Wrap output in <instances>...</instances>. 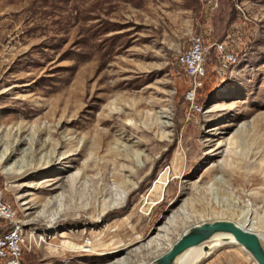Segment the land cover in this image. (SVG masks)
I'll list each match as a JSON object with an SVG mask.
<instances>
[{
    "label": "rangeland",
    "instance_id": "rangeland-1",
    "mask_svg": "<svg viewBox=\"0 0 264 264\" xmlns=\"http://www.w3.org/2000/svg\"><path fill=\"white\" fill-rule=\"evenodd\" d=\"M195 35L236 61L211 51L193 98ZM0 178L24 264H152L218 220L263 237L264 0H0Z\"/></svg>",
    "mask_w": 264,
    "mask_h": 264
},
{
    "label": "built area",
    "instance_id": "built-area-1",
    "mask_svg": "<svg viewBox=\"0 0 264 264\" xmlns=\"http://www.w3.org/2000/svg\"><path fill=\"white\" fill-rule=\"evenodd\" d=\"M211 51L216 54L219 62L218 72L221 74H224L236 61L234 52L224 43L207 44L200 35L192 37L187 50L178 55L176 62L188 77V96L194 98L202 87L205 62ZM6 190L7 187L0 178V221L3 223L0 232V264H24L23 255L29 237L15 208L5 199Z\"/></svg>",
    "mask_w": 264,
    "mask_h": 264
},
{
    "label": "water",
    "instance_id": "water-1",
    "mask_svg": "<svg viewBox=\"0 0 264 264\" xmlns=\"http://www.w3.org/2000/svg\"><path fill=\"white\" fill-rule=\"evenodd\" d=\"M216 234H228L256 264H264V247L260 237L228 221L195 224L183 231L168 249L152 260V264H175L176 259L187 250L198 247ZM203 250L208 247L203 245Z\"/></svg>",
    "mask_w": 264,
    "mask_h": 264
},
{
    "label": "bare ground",
    "instance_id": "bare-ground-1",
    "mask_svg": "<svg viewBox=\"0 0 264 264\" xmlns=\"http://www.w3.org/2000/svg\"><path fill=\"white\" fill-rule=\"evenodd\" d=\"M7 169L10 170V171H14V166L11 165ZM122 203H123V199H121L120 202H118L114 206L115 207L120 206V205H122ZM109 209H113V208L109 207ZM29 210H31V208H29ZM218 221H225V220H218ZM228 222H231V223L239 226L240 228H242L244 230L251 231V230L246 229V227H245V225H246L245 223H247V221H245V223H243V224L234 223L232 221H228ZM249 222H251V221H249ZM251 232H253V231H251ZM253 233H255V232H253ZM255 234H257V233H255ZM258 236L260 237L261 243H262V245L264 247V236L263 237L260 236V235H258ZM161 242L158 244L160 248L162 247V243ZM232 244L233 245H238V244H236L234 242L232 237L229 236L228 234H216V235H213L210 238V240H208L204 244H202V245H200L198 247H193V248L187 250L186 252H184L183 254H181L176 259L175 264H189V263L190 264H197L198 262H200L202 260V258H204L206 255L210 254L213 250H216L217 248H220V247L225 246V245H232ZM203 245H206L208 247L207 251L203 250ZM169 246H171V245H168V247ZM122 261H124V260H121V261L118 260L117 263H121Z\"/></svg>",
    "mask_w": 264,
    "mask_h": 264
},
{
    "label": "trees",
    "instance_id": "trees-1",
    "mask_svg": "<svg viewBox=\"0 0 264 264\" xmlns=\"http://www.w3.org/2000/svg\"><path fill=\"white\" fill-rule=\"evenodd\" d=\"M184 71V70H183ZM184 74L186 75V73H185V71H184ZM187 77V76H186ZM187 79H188V77H187ZM24 256V255H23Z\"/></svg>",
    "mask_w": 264,
    "mask_h": 264
},
{
    "label": "crops",
    "instance_id": "crops-1",
    "mask_svg": "<svg viewBox=\"0 0 264 264\" xmlns=\"http://www.w3.org/2000/svg\"><path fill=\"white\" fill-rule=\"evenodd\" d=\"M203 259V258H202Z\"/></svg>",
    "mask_w": 264,
    "mask_h": 264
}]
</instances>
